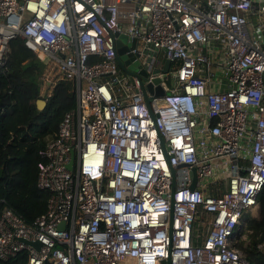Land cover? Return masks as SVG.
Listing matches in <instances>:
<instances>
[{"label": "built area", "instance_id": "1", "mask_svg": "<svg viewBox=\"0 0 264 264\" xmlns=\"http://www.w3.org/2000/svg\"><path fill=\"white\" fill-rule=\"evenodd\" d=\"M118 34L136 40L133 76ZM17 36L73 84L76 106L39 167L45 212L32 224L1 212L0 260L250 264L235 243L264 187V0H0V67ZM142 69L165 90L150 108Z\"/></svg>", "mask_w": 264, "mask_h": 264}, {"label": "trees", "instance_id": "2", "mask_svg": "<svg viewBox=\"0 0 264 264\" xmlns=\"http://www.w3.org/2000/svg\"><path fill=\"white\" fill-rule=\"evenodd\" d=\"M48 64L17 36L9 41L6 61L0 67V215L8 207L27 224L45 212L50 194L37 186L45 145L57 136L64 115L76 106L71 82L58 80L52 88L46 83ZM38 99L45 101L41 110L36 107ZM258 198L260 217L245 215L246 238L235 243L250 264H264V247H258L264 238V187ZM196 230L194 226L195 244L199 243ZM27 260L23 251L0 264H26Z\"/></svg>", "mask_w": 264, "mask_h": 264}, {"label": "water", "instance_id": "3", "mask_svg": "<svg viewBox=\"0 0 264 264\" xmlns=\"http://www.w3.org/2000/svg\"><path fill=\"white\" fill-rule=\"evenodd\" d=\"M135 47H136L135 39L128 41L127 35H122V34L117 35V40L115 42L116 60H117L119 68L130 76L137 74L138 68L141 67L139 60H137V58L139 57V53L137 51L133 52ZM170 65H171L170 60L164 59L162 71L166 73ZM146 75H147L146 71L142 69L139 71L138 77L141 81V88L144 93L146 103L148 107L150 108L149 96L162 97L165 95V90L161 83L162 82L161 78L157 76V69L153 72L154 78L149 83H146L145 81H143ZM44 106H45L44 100L38 99L36 101V107L38 110H41ZM73 160H74V152L71 151V160L68 164V169L70 170H73ZM1 174H2V170H0V177H1ZM194 184H195V179H193L191 188L194 187ZM174 191H175V173H173V181H172V188H171V201H172ZM22 241L25 243L31 244L36 249H39L40 247L39 242H28L25 240H22ZM160 264H170V258L162 260Z\"/></svg>", "mask_w": 264, "mask_h": 264}, {"label": "rangeland", "instance_id": "4", "mask_svg": "<svg viewBox=\"0 0 264 264\" xmlns=\"http://www.w3.org/2000/svg\"><path fill=\"white\" fill-rule=\"evenodd\" d=\"M153 56V53L152 52H149L148 53V56ZM56 78H57V75H56V73H55V71L54 70H51L50 69V67H48V70H47V73H46V75H45V81H46V83L52 88L54 85H55V83H54V81L56 80ZM42 88L44 89L45 87H44V84H42ZM256 217H260V212H259V210H258V213H257V216ZM194 226H195V228L196 229H199V230H201L202 229V232L203 233H205L206 232V230L208 229V227L206 226V225H201V224H199V222H196L195 224H194ZM124 264H128V262H124Z\"/></svg>", "mask_w": 264, "mask_h": 264}, {"label": "crops", "instance_id": "5", "mask_svg": "<svg viewBox=\"0 0 264 264\" xmlns=\"http://www.w3.org/2000/svg\"><path fill=\"white\" fill-rule=\"evenodd\" d=\"M127 262H128V264H135L133 259H129ZM122 264H124V263H122Z\"/></svg>", "mask_w": 264, "mask_h": 264}, {"label": "bare ground", "instance_id": "6", "mask_svg": "<svg viewBox=\"0 0 264 264\" xmlns=\"http://www.w3.org/2000/svg\"><path fill=\"white\" fill-rule=\"evenodd\" d=\"M55 137V136H54ZM46 146V145H45Z\"/></svg>", "mask_w": 264, "mask_h": 264}]
</instances>
